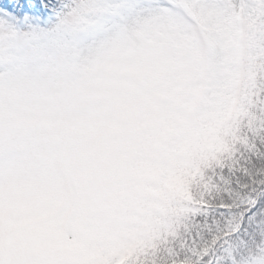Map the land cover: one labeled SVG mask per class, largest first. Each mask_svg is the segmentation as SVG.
Segmentation results:
<instances>
[{
    "label": "snow or ice",
    "instance_id": "6c2138e0",
    "mask_svg": "<svg viewBox=\"0 0 264 264\" xmlns=\"http://www.w3.org/2000/svg\"><path fill=\"white\" fill-rule=\"evenodd\" d=\"M0 264H264V0H0Z\"/></svg>",
    "mask_w": 264,
    "mask_h": 264
}]
</instances>
